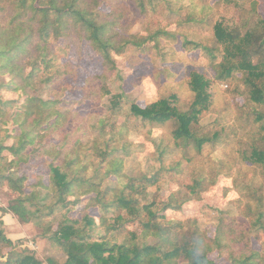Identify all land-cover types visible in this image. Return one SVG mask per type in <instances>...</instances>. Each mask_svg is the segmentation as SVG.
Instances as JSON below:
<instances>
[{
	"label": "trees",
	"instance_id": "1",
	"mask_svg": "<svg viewBox=\"0 0 264 264\" xmlns=\"http://www.w3.org/2000/svg\"><path fill=\"white\" fill-rule=\"evenodd\" d=\"M136 1L143 12L177 6L175 0ZM200 4V11L194 0L173 10L181 15L180 27L209 23L216 5H233L234 21L221 14L211 21V33L190 39L182 28L129 32L130 13L115 0H0V189L11 195L2 211L36 226L51 251L65 256L63 264H219L213 253L230 264H264V247L256 244L264 237V17L257 0ZM102 6L110 10L101 11ZM170 39L201 51L215 81L244 103H235L233 123L223 122L227 114L220 111L213 124L203 125L202 116L214 106L211 80L197 68L189 73L193 94L187 105L177 93L146 107L132 102L131 117L150 131L169 126L170 137L153 139L159 167L129 173L131 125L115 118L124 93L114 94L109 80L129 48L149 53ZM84 42L100 56L103 70L74 88L97 114L103 113V97L113 94L111 115L94 125L65 98L73 86L68 77L76 71L61 62L60 51L72 44L79 50ZM172 54H163V60L171 61ZM4 92L18 97L8 99ZM169 156L177 159L167 163ZM40 159L47 181L40 173L31 181L21 171ZM165 173L173 179L187 173L189 183L179 182L186 194L163 198L159 188L153 191ZM221 175L231 178L237 196L232 211L218 210L213 235L196 218L167 217L182 211L190 198L201 200ZM47 261L59 264L56 257ZM0 264L45 262L32 250L18 249L0 229Z\"/></svg>",
	"mask_w": 264,
	"mask_h": 264
},
{
	"label": "rangeland",
	"instance_id": "2",
	"mask_svg": "<svg viewBox=\"0 0 264 264\" xmlns=\"http://www.w3.org/2000/svg\"><path fill=\"white\" fill-rule=\"evenodd\" d=\"M211 4L215 0H209ZM258 1V13L264 17V0ZM115 2L121 3L126 7L130 13L129 19V32L138 33L152 31L157 29L158 26H162L170 30L171 32L177 29H183L192 34L197 35L199 33L209 34L212 32V22L218 18H221V14L226 16L227 22L234 21V6L227 7L226 5H216L209 23H203L197 25L194 22H188L183 26H179L181 15L175 13L173 10L178 9L181 5L188 8L190 6V0H175L177 6L173 7V10L164 5L159 7L157 12H143L138 6L136 0H115ZM197 11L202 9L201 0H194ZM101 11H109V6H102ZM212 11V9H211ZM184 10L181 14H186ZM181 29V30H182ZM182 39L174 41L170 39L168 42L162 41L159 49H153L149 53H141L139 49L129 48L127 52L118 58L117 67L118 72H115L109 80L111 88L114 94L124 93L122 110L117 113L115 118L118 122H123L127 119L131 125L130 139L133 142L132 156L126 160V171L129 173L137 174L141 171H148L150 168L159 167V163L156 161L157 154H155L154 138L168 139L170 137V127H156L150 131L149 126H145L144 123L133 118L129 114V108L132 102L139 104L141 107H146L150 102L157 100L163 96H168L170 93H177L180 98V103L187 105L192 99V92L188 82L189 73L192 69L197 68L206 73L210 78V90L212 94L214 109L204 113L201 123L203 125L213 124L219 117L220 111L226 112V117L222 120L227 124H231L235 120V103H244V98L235 95V92L230 87H227L224 83H217L214 79L213 71L210 67L209 60L206 56L198 50H185L182 47ZM53 46H58L56 41H52ZM61 62H70L73 70L76 71V77H68V81L71 82L70 91H67L66 99L70 108L76 112L82 113L87 119V123L94 125L101 118V116H109L110 102L113 94H107L102 99V112L100 114L94 113L91 104L83 96V91L75 89L74 87H80L85 84V80L88 77L100 74L103 70L102 59L96 54L88 45L84 42L81 49H77L75 44H72L68 49L61 50ZM168 57L171 61H164L163 54H171ZM73 88V89H72ZM5 97L8 99H15L18 96L13 93L4 92ZM102 114V115H101ZM240 123V122H238ZM231 149L228 148L227 151ZM212 148L205 151L211 153ZM215 154V153H214ZM177 159L175 156H169L167 163ZM203 161V159H197ZM199 161V162H200ZM184 167L188 166V163H184ZM21 173H27L30 176V180L33 181V174L40 173L45 174V181H47V175L44 167V159L35 161L33 164L27 165L21 171ZM176 177V176H175ZM188 184L189 176L183 174L176 179L165 173L160 182L159 187H153L155 191L159 188L160 194L163 198H167L171 192H180V196L186 194L185 189L181 188V183ZM179 190V191H177ZM189 197L188 195H186ZM185 196V199L187 198ZM237 196L236 192L232 189V181L230 177L221 175L217 184L211 187L207 192L203 193L201 200L189 199L182 211L173 212L169 211L167 217L175 220H187L190 218H196L202 228L208 230L213 235L215 230V224L218 210H233L231 205L232 200ZM11 195L5 190L0 189V214L4 213L2 208H5L9 204ZM82 204L77 208H82ZM77 210V209H76ZM77 211L73 212V215ZM0 215V229L4 233L13 234L21 233V237H14L15 243L18 249H28L36 253V255L45 264H49L47 261L48 256L56 257L59 264H63L64 255L56 250L51 251L46 241L40 237V230L32 223L23 224L18 218L10 212L12 218V224L10 227H6L2 219L3 215ZM14 221V222H13ZM22 225V227L19 225ZM133 228V225L130 227ZM7 231V232H6ZM8 236V235H7ZM9 237V236H8ZM10 238V237H9ZM258 247H264V237H262L257 243ZM211 257L219 264H230L225 258L218 256V253H213Z\"/></svg>",
	"mask_w": 264,
	"mask_h": 264
},
{
	"label": "crops",
	"instance_id": "3",
	"mask_svg": "<svg viewBox=\"0 0 264 264\" xmlns=\"http://www.w3.org/2000/svg\"><path fill=\"white\" fill-rule=\"evenodd\" d=\"M1 214H4V213H1ZM10 215H12V214H10V212H5V214L3 215L2 219H3L6 227L13 228L14 226L13 227L11 226V224H12V221L11 220H12V218H11ZM19 225L22 227V225L20 223H19ZM7 235L15 242L16 240H15V238H13L12 235H14V237H21L22 234L21 233H18V232L17 233H13V234H8V232H7Z\"/></svg>",
	"mask_w": 264,
	"mask_h": 264
}]
</instances>
